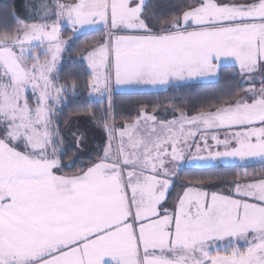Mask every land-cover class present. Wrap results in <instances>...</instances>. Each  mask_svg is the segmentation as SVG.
Returning <instances> with one entry per match:
<instances>
[{
    "label": "snow or ice",
    "instance_id": "obj_1",
    "mask_svg": "<svg viewBox=\"0 0 264 264\" xmlns=\"http://www.w3.org/2000/svg\"><path fill=\"white\" fill-rule=\"evenodd\" d=\"M28 7L0 18V264H264V0ZM81 41L90 79L71 115L105 134L88 151L61 68ZM224 64L238 89L116 126L114 94L218 79Z\"/></svg>",
    "mask_w": 264,
    "mask_h": 264
},
{
    "label": "trees",
    "instance_id": "obj_2",
    "mask_svg": "<svg viewBox=\"0 0 264 264\" xmlns=\"http://www.w3.org/2000/svg\"><path fill=\"white\" fill-rule=\"evenodd\" d=\"M29 0H0V18L11 19L12 15H17L21 20L30 19V8L28 7ZM94 38H99L98 34L96 36H89L86 40H92ZM85 41H81L76 48L71 52H66L64 54V59H66L61 65L62 68V78L66 82H71L72 79L78 81V87L80 95L76 98L70 97V106L66 109V116L69 120H81L85 121L89 118L87 115H81L79 117L71 115L73 109L81 102L83 95L88 91L83 85L90 79L89 70L85 63L81 62L79 59L78 49L84 46ZM236 68H222L220 71V78L215 83L198 84V85H187L181 86L179 88H173L167 92H153V93H116L113 95V105H114V115L116 117V126L118 127L124 122L127 114H132L133 116L142 106L160 105L165 104L168 101H175L177 103L182 102L185 107L194 108L201 102L217 96L221 92H227L232 89H238L241 84L240 80H234ZM245 86H249L246 85ZM104 105L92 104L90 106V111L96 113L97 120L102 118L104 112ZM164 109L161 108L159 113H163ZM111 118H109L110 120ZM97 126V125H96ZM97 140H92L91 148L94 147ZM84 162H87V157H84ZM261 170L260 165L257 164L255 167H250L246 170L242 169H221L220 172L231 177L233 173H240L247 171L249 175L252 173H259ZM200 173L188 171L185 176H197Z\"/></svg>",
    "mask_w": 264,
    "mask_h": 264
},
{
    "label": "crops",
    "instance_id": "obj_3",
    "mask_svg": "<svg viewBox=\"0 0 264 264\" xmlns=\"http://www.w3.org/2000/svg\"><path fill=\"white\" fill-rule=\"evenodd\" d=\"M63 59H64V57H63ZM231 67H233L231 64H224L221 67V69L222 68H231ZM221 69H220V71H221ZM219 78H220V74H219ZM219 78L218 79L206 78V79H202V80L193 82V83H191L189 85H198V84H206V85H209V83H215V82H217L219 80ZM246 84H249L250 85V82L249 83H246ZM255 84H259V83L256 82ZM184 86H187V85H184ZM123 92L124 93H142V92L153 93L154 91L153 90H141V91L140 90H131V91H123ZM77 120H79V119H77ZM79 121H80V123L77 125V127H78L79 131L83 132L85 134L86 138H87L88 133L86 132V130L88 128V125H91V122L90 121H86L85 122V121H81V120H79ZM87 141H88V138H87ZM97 144L98 143H96V145Z\"/></svg>",
    "mask_w": 264,
    "mask_h": 264
},
{
    "label": "rangeland",
    "instance_id": "obj_4",
    "mask_svg": "<svg viewBox=\"0 0 264 264\" xmlns=\"http://www.w3.org/2000/svg\"><path fill=\"white\" fill-rule=\"evenodd\" d=\"M65 60L66 59L62 60V64H63V62ZM256 82L259 83V78L257 79ZM246 85H249V84H246ZM255 87L259 88L260 87V83L259 84H255ZM86 121H88V120H86ZM86 132L88 133V136H87V138H88V141H87L88 148L85 151H88V150L92 149L91 148V143H90L92 140H97L96 143H98V144L97 145L94 144L93 148H98L100 143H102L104 141V139H105L104 132L98 126L94 125L92 122H91V125H88V128H87Z\"/></svg>",
    "mask_w": 264,
    "mask_h": 264
}]
</instances>
